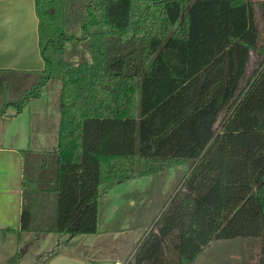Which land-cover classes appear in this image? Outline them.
<instances>
[{"label":"trees","instance_id":"16d2710c","mask_svg":"<svg viewBox=\"0 0 264 264\" xmlns=\"http://www.w3.org/2000/svg\"><path fill=\"white\" fill-rule=\"evenodd\" d=\"M254 6L34 0L44 68L9 105L20 112L59 81V127L55 150L22 152L24 169L39 172L34 190L23 180L19 231L93 235L101 185L191 163L126 264H192L213 239L235 238H259L264 264V45ZM73 42L89 62L65 58ZM252 51L262 60L237 94Z\"/></svg>","mask_w":264,"mask_h":264},{"label":"rangeland","instance_id":"374dc122","mask_svg":"<svg viewBox=\"0 0 264 264\" xmlns=\"http://www.w3.org/2000/svg\"><path fill=\"white\" fill-rule=\"evenodd\" d=\"M251 1L255 4L253 19L258 30L257 45H264V8L257 5L264 0ZM65 58L73 64H78L89 62L91 55L86 47L73 42L66 45ZM261 60L262 56L258 53L253 51L250 53L237 94L249 82ZM48 84V91L44 92V97L47 94L49 106L56 108L57 113L60 83L50 80ZM8 94L7 92L3 107L19 98L10 97ZM6 110L12 109L6 107ZM223 115L224 112L221 113L220 119ZM57 127L49 131L50 138L53 135L56 138ZM56 148L48 146L46 151ZM190 166L191 163H186L148 177H135L122 183L101 185L96 234L70 237L63 234L25 233L17 242L18 251L23 255L20 264H115L116 261L119 264H126L133 257L144 234L151 228ZM130 200L134 205L130 204ZM16 249L17 246L14 252ZM39 249H46L47 252L35 258ZM259 256V238L213 239L203 247L193 264H258Z\"/></svg>","mask_w":264,"mask_h":264},{"label":"crops","instance_id":"0c3cea01","mask_svg":"<svg viewBox=\"0 0 264 264\" xmlns=\"http://www.w3.org/2000/svg\"><path fill=\"white\" fill-rule=\"evenodd\" d=\"M43 68L34 0H0V111H3L0 114V264H6L15 254L19 255V264L23 258L17 243L27 233L19 231L22 184L26 178L34 190L39 169L34 166L25 170L22 152H50L46 151L48 146L56 148L57 135L50 138L49 131L59 127V107L56 113V108L49 106L47 94L44 97L48 82L41 94L30 99L20 112H16L9 101L4 107L2 105L7 92L10 97L20 98ZM6 107L12 110L8 111ZM130 204L134 205V202L130 200ZM38 251L35 258L47 252L46 249ZM129 261L133 263V257Z\"/></svg>","mask_w":264,"mask_h":264}]
</instances>
